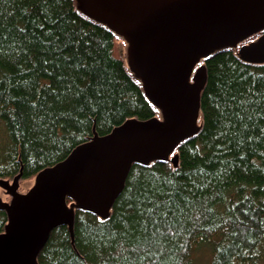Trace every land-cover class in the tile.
Wrapping results in <instances>:
<instances>
[{
	"label": "trees",
	"instance_id": "16d2710c",
	"mask_svg": "<svg viewBox=\"0 0 264 264\" xmlns=\"http://www.w3.org/2000/svg\"><path fill=\"white\" fill-rule=\"evenodd\" d=\"M203 65L201 124L177 164L132 163L109 214L75 207L38 264H264V61L223 47ZM158 114L119 34L76 0H0V178ZM7 221L0 208V233Z\"/></svg>",
	"mask_w": 264,
	"mask_h": 264
},
{
	"label": "water",
	"instance_id": "95a60500",
	"mask_svg": "<svg viewBox=\"0 0 264 264\" xmlns=\"http://www.w3.org/2000/svg\"><path fill=\"white\" fill-rule=\"evenodd\" d=\"M82 1L99 18L84 11L89 16L106 23L118 34L135 36L138 48L134 51L139 58L140 70V75L135 76L141 80L147 96L156 106L169 108L170 117L165 123L157 121L155 117L128 120L107 135L95 136L76 147L65 160L38 172L35 187L22 195L14 196L11 205L0 201V208L7 211L10 220L9 229L7 222L5 232L0 233V241L6 240L5 247L0 244V264H25L26 258H30L31 264H38L37 254L53 226L68 223L70 230H73L75 207H84L102 217L107 216L132 163L169 159L165 151L176 148L184 138L196 133L200 127L197 120L200 114V92L205 81L204 65L198 70L203 75L201 84L199 80L196 81L199 74L193 77L194 82L190 81L192 71L185 67L192 63L196 53L204 56L210 44L223 39L222 33L226 29L245 27L251 22L255 23V20H264V0ZM213 34L214 39L201 46ZM137 37L141 40H137ZM245 49L246 55L243 57L238 52L239 55L246 61L257 62L251 58L246 59L247 56L256 55L253 46H246ZM189 58L191 59L188 60ZM188 71H191L190 74ZM147 84L157 93L160 92V97H152ZM175 155L174 160H169L177 164L178 154ZM119 158L122 161L117 169L112 191L107 197L90 196L89 199L94 200V204L90 205L76 195L70 209L64 190L62 203L66 211L44 222V211L52 206L50 204L57 192V185L62 182L65 188L69 186L71 172L68 169L71 166L89 165L96 170L105 167L104 178L108 179L113 176V169ZM82 162L85 164H81ZM20 176L21 173L14 177L15 184L19 182ZM0 184L8 186V181L0 178ZM109 190L110 186L104 185V192ZM68 194L73 195L72 191ZM39 200L47 201L42 206ZM28 205H33L32 211L26 212L24 210Z\"/></svg>",
	"mask_w": 264,
	"mask_h": 264
},
{
	"label": "rangeland",
	"instance_id": "374dc122",
	"mask_svg": "<svg viewBox=\"0 0 264 264\" xmlns=\"http://www.w3.org/2000/svg\"><path fill=\"white\" fill-rule=\"evenodd\" d=\"M77 6L82 10L85 11L89 14H92L96 17L99 18L98 14L89 6L83 3L82 0H76ZM264 20L261 21H256L255 23L251 22L247 24L245 27H233L231 29H226L222 33V38L223 39H217L214 41L212 44H210L209 48L205 52L204 56H199L197 53L192 60V63L188 64L185 69L186 70H191L188 71L193 73L195 76L196 74H199L198 79L199 83L203 81V75L199 73L200 67L203 66V61L202 59L211 51L223 47V46H234L237 48L239 53L243 55V57L246 55V46H253V48L256 51V55L252 57H248L246 59H252L254 61L260 62L264 61ZM214 39V34L210 36L201 46L207 44L209 41ZM137 40H141L139 37H137ZM119 45L122 49L126 65L128 68L131 70V72L134 75H140V70H139V58H137V53L134 51L138 48V44L136 42L135 36H127L125 33H119ZM199 47V49L201 48ZM136 48V49H135ZM192 58V57H191ZM189 58L188 60H190ZM187 60V61H188ZM171 61V60H170ZM190 74V73H189ZM187 75V74H186ZM191 82H194L195 79L191 78ZM198 85V83H196ZM147 87L149 89V94L152 97H160V92H156L152 86L147 84ZM159 109V114L155 117L157 121L161 123H165L169 120L170 117V111L169 108H165L164 106H158ZM200 117L197 120V124L200 125L199 122ZM83 145V144H82ZM165 155L169 158L174 160L175 159V154H176V148H171L165 151ZM122 159L119 158L117 160L114 169H113V176L109 177L108 179L104 178V172H105V167H101L100 169H91L94 167L91 166H71L68 170H70L71 174L69 176V186L65 188L64 184L61 182L60 184L57 185V192L53 195L54 200L50 204L52 205L51 207L48 206L46 211H44L45 218L44 222H48L53 219V217H56L60 215L62 212L66 211L63 207L62 199H63V192L66 190L65 193V200L67 203V206L72 209V203L75 202L74 199L77 197L83 201L87 202L90 205L94 204L93 199H89L90 196H102L107 197L114 186V181L116 178V172L117 169L119 168V165L121 163ZM81 164H85L82 162ZM86 169H89L88 171ZM46 170V169H45ZM37 174L21 179L19 182L15 184L14 180L12 179H6L8 181V186L5 184H0V201L4 204L11 205L14 200V196L16 195H22L26 192H28L36 183L37 179ZM62 175L60 174V177ZM94 180L96 183L99 184V186L92 181ZM64 182V181H63ZM104 185L110 186V190L108 192H104ZM35 187V186H34ZM34 189V188H33ZM37 190V189H36ZM71 190L73 195L68 194V192ZM43 189L40 190V194H42ZM75 195V196H74ZM77 195V197H76ZM34 198V197H33ZM18 200H21V198H17ZM35 200V199H34ZM47 200H39L40 204L43 206V204ZM97 206V203L95 204ZM33 205H28L24 211H32ZM10 227V220H8V226L7 228L9 229ZM0 244L5 247L6 245V240L1 239ZM206 249V248H205ZM204 249V250H205ZM201 252V251H200ZM206 259L207 257L204 254H199V258L197 259V263L195 264H206ZM25 264H31L30 258L25 259Z\"/></svg>",
	"mask_w": 264,
	"mask_h": 264
}]
</instances>
